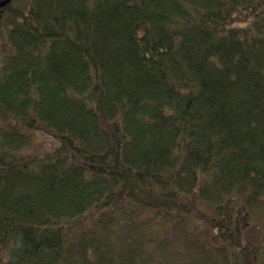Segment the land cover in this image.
<instances>
[{
    "label": "trees",
    "instance_id": "1",
    "mask_svg": "<svg viewBox=\"0 0 264 264\" xmlns=\"http://www.w3.org/2000/svg\"><path fill=\"white\" fill-rule=\"evenodd\" d=\"M0 264H264V0L8 4Z\"/></svg>",
    "mask_w": 264,
    "mask_h": 264
},
{
    "label": "flooded vegetation",
    "instance_id": "2",
    "mask_svg": "<svg viewBox=\"0 0 264 264\" xmlns=\"http://www.w3.org/2000/svg\"><path fill=\"white\" fill-rule=\"evenodd\" d=\"M14 0H0V17L1 14L4 13L5 8L8 6V4L12 3Z\"/></svg>",
    "mask_w": 264,
    "mask_h": 264
},
{
    "label": "rangeland",
    "instance_id": "3",
    "mask_svg": "<svg viewBox=\"0 0 264 264\" xmlns=\"http://www.w3.org/2000/svg\"><path fill=\"white\" fill-rule=\"evenodd\" d=\"M24 1V0H23ZM44 139H47V138H45V137H43Z\"/></svg>",
    "mask_w": 264,
    "mask_h": 264
}]
</instances>
